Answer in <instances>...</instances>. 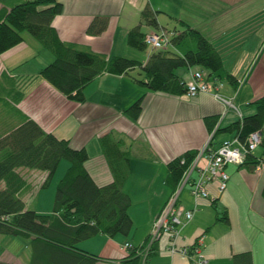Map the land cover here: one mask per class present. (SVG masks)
Here are the masks:
<instances>
[{
    "label": "crops",
    "instance_id": "crops-1",
    "mask_svg": "<svg viewBox=\"0 0 264 264\" xmlns=\"http://www.w3.org/2000/svg\"><path fill=\"white\" fill-rule=\"evenodd\" d=\"M59 1L63 9L55 15L53 24L57 27L60 37L110 55L120 52L133 54V48H129L131 46L126 41V32L139 21L140 11L146 2L162 11L166 6L163 3L171 1L173 6H176L175 13L171 16L177 19L181 18L177 9L184 0ZM217 1H220L222 6L221 12L235 6L234 17L216 22L207 19L204 27H196L213 42L225 68L242 80L236 88L225 82L220 90L225 95L232 96L234 104H237L243 116L254 111V106L249 102L264 93V47L260 50L261 28L256 29L264 22L261 18H249L255 13L245 17L244 6H240L244 0ZM210 6V13H215L213 5ZM160 12L157 15L158 20ZM95 14L107 15V25L99 34H87L86 26ZM146 27L145 31L153 29L147 25ZM249 38H255V41L246 42ZM27 39L32 41L29 36H23L20 43L0 52V62L15 53H22L16 65H27L20 70V74L10 72L12 65H6V68L2 69L0 132L16 125L23 116L33 117L45 129L69 138L72 146H85L89 154L85 165L100 184L110 181L112 174L99 136L112 131L125 139L130 155V173L123 188L131 196L128 212L133 227L128 234L97 233L79 240L77 246L99 255L102 259L97 264H126L121 259L131 248H124L123 243L130 241L133 246H139L146 242L151 222L169 195V189L165 185L167 162L187 149L200 148L206 142L211 130L205 122V115L216 116L219 127L230 124L238 115L234 110L228 109L220 118L224 106L210 92H199L191 96L187 93L173 94L151 90L137 83L129 73L103 72L84 87V101L69 99L46 79L37 75L40 67L36 65L37 54L43 51V48L38 46L35 48L37 52L33 53L32 49L28 50L30 46ZM49 52L44 53L50 61L52 54ZM149 52L150 50L146 51L140 59L145 60ZM188 69L189 67L181 69L184 78H188ZM15 84L23 89L19 101L8 99L12 96ZM141 94H144L141 111L138 117L133 119L125 113L124 108ZM261 132L264 139V122ZM218 133L224 135L218 136ZM233 134L234 131L215 133L210 139V147H216L223 138ZM261 150L259 146L253 151L259 153ZM60 163L63 162H59V165ZM68 164L69 162L64 169ZM223 169L228 174L225 188L219 191L216 179L206 184L208 196L197 198V209L182 227L176 238L177 244H191L200 237L201 253L205 258L203 264H232V254L243 250L251 251L253 264H264V162L255 169L247 164L228 162ZM21 171H26L27 180L30 179V173L37 178L45 174L37 169L21 168ZM147 183L148 186L157 184L158 187L154 188L145 200V192L141 189ZM189 187V183L185 184L179 194V202L185 207H191L194 202ZM41 189H36L33 194L30 190L24 191L22 196L29 207L39 212H47L52 209V203L40 205ZM138 193L141 195L138 196ZM135 202H141V206L135 207ZM215 206L221 211L225 210L227 220L216 218L217 214L221 215L222 212H217ZM167 239V236L163 235L154 242V248L145 256L142 254L145 259L141 264H190L185 256L166 249ZM19 245L25 248L23 253L20 252ZM30 258V238L0 234L1 261L9 264H29Z\"/></svg>",
    "mask_w": 264,
    "mask_h": 264
},
{
    "label": "trees",
    "instance_id": "trees-1",
    "mask_svg": "<svg viewBox=\"0 0 264 264\" xmlns=\"http://www.w3.org/2000/svg\"><path fill=\"white\" fill-rule=\"evenodd\" d=\"M62 9L59 0H0V52L20 43L23 31H28L52 54V59L39 69L37 75L69 99L84 101V87L103 72L129 73L135 67H139L143 73L141 78L131 75L137 83L147 89L173 94L186 93L187 78L181 74V69L185 67L199 68L208 79L223 80L235 87L241 83L240 78L225 68L217 48L200 29L181 18L176 19L178 27L168 29L159 23L157 15L161 10L153 8L149 2L142 7L139 21L126 32L128 45L138 50L146 48L147 31L142 29L143 25L156 31L165 29L171 34L169 44L165 47L151 46L145 60L120 54H103L63 40L53 24V18ZM107 22V15L95 14L86 26V33L99 34ZM22 95L23 89L15 84L8 99L19 101ZM143 95L124 108L125 113L133 119L141 111ZM249 104L254 106L252 113L226 126H217L213 135L219 131H234L244 141L250 131L261 129L264 122V93ZM204 119L212 130L216 116L205 115ZM99 142L112 174V179L103 184L96 182L85 165L89 157L85 146H72L69 138L45 129L33 117L23 116L16 125L0 132V234L30 238L29 264H97L102 258L78 247L77 242L97 233L128 234L132 229L133 221L128 212L131 196L123 188L130 173L126 141L109 131L99 136ZM259 146L262 150L259 153L247 152L242 164L254 169L257 163L264 162V139H261ZM196 152L197 149H187L167 162L165 185L169 194L177 187ZM61 159H67L69 164L56 183L52 209L36 211L26 204L22 194L27 190L33 194L39 187L48 186ZM21 168L44 171L41 182L36 183V189ZM215 208L217 212L221 211ZM221 212L216 218L227 220L225 210ZM153 248L152 243L147 252ZM143 249L144 243L133 246L121 261L141 264L145 259L142 257ZM231 261L232 264H253L252 253L250 250L235 252ZM0 264L9 263L0 260Z\"/></svg>",
    "mask_w": 264,
    "mask_h": 264
},
{
    "label": "built area",
    "instance_id": "built-area-1",
    "mask_svg": "<svg viewBox=\"0 0 264 264\" xmlns=\"http://www.w3.org/2000/svg\"><path fill=\"white\" fill-rule=\"evenodd\" d=\"M171 32L165 29L149 30L145 35V41L152 47H165L169 44ZM242 82V80H240ZM224 81L219 79H208L203 70L199 68L189 69L186 80V93L193 96L199 92H210L217 100L223 104V111L220 118L228 109L234 110L238 118H241V112L234 104L232 96L221 92ZM218 121L212 128L206 142L197 149L194 157L183 172V175L177 187L167 196L163 205L154 216L147 240L144 243L143 252L147 253L152 243L156 242L163 235L167 236L166 249L169 252H178L188 258L190 264H203L205 261L201 253V238L197 237L191 244L178 245L176 238L179 236L181 228L189 221L197 209V198L208 196L206 184L216 179L219 191L225 188L228 178L227 172L223 166L232 162L242 164L245 154L253 151L262 139L261 129H254L249 132L246 139L242 141L237 133L230 137L223 138L216 147H210L209 142ZM262 162V161H260ZM259 163L255 165L258 168ZM196 172L195 175H192ZM190 185V193L194 202L191 207H185L179 202V194L185 184ZM123 247L130 249L133 247L130 241H125ZM191 249V251H190Z\"/></svg>",
    "mask_w": 264,
    "mask_h": 264
},
{
    "label": "rangeland",
    "instance_id": "rangeland-1",
    "mask_svg": "<svg viewBox=\"0 0 264 264\" xmlns=\"http://www.w3.org/2000/svg\"><path fill=\"white\" fill-rule=\"evenodd\" d=\"M183 4L180 3L179 5V9H177V14L185 19V21H188L191 25L194 26H198V27H204L205 25V21L208 20H213V21H223L224 19H228V18H233V12H234V8L230 7L228 8L227 11H223L221 12L220 9L222 8V6L220 5V1L217 0H184L182 2ZM210 4H212L213 9L215 10V13L211 14V6ZM240 6H244V12H245V17H249L250 14L255 13L253 16L249 17L251 19H262L264 22V0H244L243 2H241ZM164 6V10H162L160 12V18H159V23L162 25H165L168 29L169 28H173V27H178L179 23L177 22V20L171 16L174 15V8L176 6H173L174 4L170 1H166L165 3H163ZM208 6V7H206ZM236 9V8H235ZM218 11V12H216ZM235 13V12H234ZM262 22V21H261ZM206 27V26H205ZM261 28V40H262V44L260 46V50L263 49L264 47V23L261 24V26H257L256 29ZM143 30H147L146 25L142 26ZM253 30L252 28H247V30ZM23 36H29L32 39V43L28 41V45L30 46L28 48V50L33 51V53H36L37 50L35 49L36 47H42L43 51L41 50L37 56V62L36 65H39V69L45 65L49 59H47V55L44 53L49 52L48 49H46L45 47H43L40 42L34 38L28 31H23ZM251 38L246 39V42L249 41H255V38ZM116 46H117V41H116ZM129 48H133L134 52L133 54H128L130 52H120V55H126L129 57H134L137 59L142 58V56L144 55V53L148 50H150L151 46L149 44H147L146 48L144 50H138L134 47H129ZM30 52V51H29ZM50 53V52H49ZM123 53V54H121ZM22 53H15L14 55H12L11 57L9 56L5 61H1L0 62V71H2V69L6 68V65L11 66L12 65V69H10V72L13 74H17V73H21L22 68H26V64L25 66L20 64V65H16V62L19 60V58L21 57ZM27 55H29V53H27ZM45 56V57H44ZM44 59V60H43ZM43 60V62L41 63V61ZM228 60H226L227 62ZM129 73H131V75L136 76L141 78L143 76L142 71L139 69V67H135L133 69H130ZM236 88V87H235ZM213 96V95H212ZM214 97V96H213ZM215 98V97H214ZM216 99V98H215ZM217 100V99H216ZM236 102L238 100H235ZM224 135L223 133H218V136H222ZM257 151V149L255 150ZM60 162V165L57 167L52 179L50 180V183L48 186L46 187H42V197L39 198V200L41 201L40 205H51L50 203H53V198H54V194H55V187H56V183L59 180V178L63 175L65 169L64 167L66 166V164L68 163L67 159H62ZM262 162H259V164H261ZM64 164V166H63ZM255 169V168H254ZM192 175H195L194 173H192ZM30 177V182H33L34 188L36 189V183L37 182H41L40 178H37L36 175H33L32 173L29 174ZM188 183V182H187ZM157 184L155 186H148V183L145 184V186L141 189V191L145 192V200L148 199V195L152 194V191L154 190V188H157ZM41 188V187H39ZM138 196L141 195V193L137 194ZM141 206V202H135V207H140ZM52 207V206H51ZM188 222V221H187ZM182 229V228H181ZM18 248L20 249V252L23 253L25 248L23 247V245H19ZM143 254H145V252H143Z\"/></svg>",
    "mask_w": 264,
    "mask_h": 264
},
{
    "label": "bare ground",
    "instance_id": "bare-ground-1",
    "mask_svg": "<svg viewBox=\"0 0 264 264\" xmlns=\"http://www.w3.org/2000/svg\"><path fill=\"white\" fill-rule=\"evenodd\" d=\"M237 105V104H236Z\"/></svg>",
    "mask_w": 264,
    "mask_h": 264
}]
</instances>
